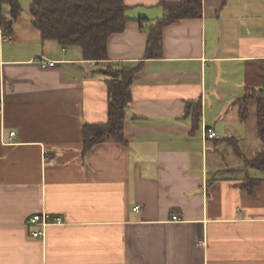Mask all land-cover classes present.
<instances>
[{"label":"crops","instance_id":"0c3cea01","mask_svg":"<svg viewBox=\"0 0 264 264\" xmlns=\"http://www.w3.org/2000/svg\"><path fill=\"white\" fill-rule=\"evenodd\" d=\"M179 1L125 0L129 20L107 62L43 42L30 12L10 38L0 29V264H264V171L226 143L237 139L246 158L262 149L236 101L247 63L264 61V0H202V18L166 27L162 58L145 61L161 3ZM144 61L126 144L83 157L84 124L108 118L100 70ZM191 102L202 105L196 131ZM247 178L261 181L253 194ZM45 213L62 223L35 238L42 228L29 220Z\"/></svg>","mask_w":264,"mask_h":264},{"label":"trees","instance_id":"16d2710c","mask_svg":"<svg viewBox=\"0 0 264 264\" xmlns=\"http://www.w3.org/2000/svg\"><path fill=\"white\" fill-rule=\"evenodd\" d=\"M6 5L10 8L8 16L5 14ZM161 6L164 16L148 29L145 61L162 58L163 31L166 27L181 20L200 19L203 14L202 0L162 2ZM127 10L125 0H32L30 6L32 25L40 32L43 42L54 41L64 48L77 47L84 60L97 63L109 60L108 40L124 32L129 20ZM22 11L19 0H0V29L5 37L13 35V24L21 17ZM145 61L100 70L108 78V118L104 123L84 124L83 157L100 144H126L124 128L132 100V86ZM244 90V97L236 101L239 118L248 122L251 118L250 104L254 102L255 126L262 149L246 159L241 154L237 139L230 138L226 143L237 156L244 157L248 167L264 171V61L247 63ZM185 116L191 118L193 131H196L202 118L201 103H189ZM260 182L247 178L242 188L253 194Z\"/></svg>","mask_w":264,"mask_h":264},{"label":"built area","instance_id":"2783aa9c","mask_svg":"<svg viewBox=\"0 0 264 264\" xmlns=\"http://www.w3.org/2000/svg\"><path fill=\"white\" fill-rule=\"evenodd\" d=\"M42 63H46L44 59H42ZM46 66L52 68V67H55V63L54 62H48L45 64ZM0 111H1V105H0ZM15 136V133L12 132L10 133V138H9V141H12L13 138ZM204 138L205 139H208V140H215V139H218L219 138V135L213 130V129H210V128H206L204 130ZM134 211L135 212H138L140 211V207H136L134 208ZM173 220L176 221L178 220V216L177 215H174L173 216ZM29 223L30 224H38L41 226L42 230L41 231H32V236L35 237V238H44L45 236V229L50 226V225H60L62 223L61 219L59 218H52L51 216H49L48 214H43V215H36L34 217H32V219L29 220Z\"/></svg>","mask_w":264,"mask_h":264},{"label":"rangeland","instance_id":"374dc122","mask_svg":"<svg viewBox=\"0 0 264 264\" xmlns=\"http://www.w3.org/2000/svg\"><path fill=\"white\" fill-rule=\"evenodd\" d=\"M19 2H20V4H21V7H22V12H30V6H31V3H32V0H19ZM5 12L9 15V12H10V8H9V6L8 5H6V7H5ZM250 114H251V121H250V127H252L253 126V123L255 122V120H256V106H255V103L254 102H252L251 104H250ZM252 140V139H251ZM233 150V149H232ZM242 154V153H241ZM243 155V154H242ZM244 156V155H243ZM252 157V155H249V157L248 158H251ZM240 158V157H239ZM242 158V157H241ZM244 158V157H243ZM247 159V158H246ZM244 160V159H243ZM230 162V164H234V165H238L239 163H238V160H237V156H233L232 157V159L229 161ZM242 166V169H243V165H241ZM238 173V172H237ZM254 173V172H253Z\"/></svg>","mask_w":264,"mask_h":264}]
</instances>
